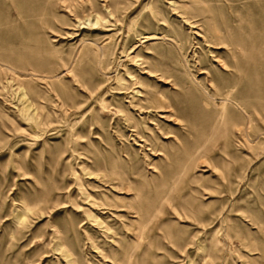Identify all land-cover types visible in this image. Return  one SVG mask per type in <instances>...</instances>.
I'll return each mask as SVG.
<instances>
[{"label": "rangeland", "instance_id": "obj_1", "mask_svg": "<svg viewBox=\"0 0 264 264\" xmlns=\"http://www.w3.org/2000/svg\"><path fill=\"white\" fill-rule=\"evenodd\" d=\"M0 264H264V0H0Z\"/></svg>", "mask_w": 264, "mask_h": 264}]
</instances>
